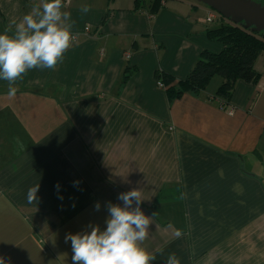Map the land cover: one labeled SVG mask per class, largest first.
<instances>
[{"label": "crops", "instance_id": "obj_1", "mask_svg": "<svg viewBox=\"0 0 264 264\" xmlns=\"http://www.w3.org/2000/svg\"><path fill=\"white\" fill-rule=\"evenodd\" d=\"M40 3L0 0V33ZM65 3L76 38L63 61L30 69L14 97L0 80V257L73 264L65 236L105 230L108 202L123 206L118 195L139 189L152 264L171 253L180 264H264V54L260 80L237 81L229 102L218 75L199 95L170 100L158 72L183 80L202 51L223 49L206 34L213 9Z\"/></svg>", "mask_w": 264, "mask_h": 264}, {"label": "clouds", "instance_id": "obj_2", "mask_svg": "<svg viewBox=\"0 0 264 264\" xmlns=\"http://www.w3.org/2000/svg\"><path fill=\"white\" fill-rule=\"evenodd\" d=\"M65 7V0H42L19 22L13 19L0 33V80L8 82L10 97L16 95V81L30 69L54 70L63 61L64 53L75 39L71 32L74 22L70 12L63 10ZM89 10L88 7L81 9L83 13ZM38 191L39 184L29 188L28 203L37 200ZM118 200L123 206L107 204L109 215L105 230L98 225H89L90 232L65 236L66 243L71 241L73 264H152L156 260L154 253L142 247V242L148 238L152 219L141 210L140 205L145 200L141 190L122 192ZM99 208L97 203L96 209ZM181 234L179 231L175 233L177 237ZM0 264H6L3 257H0ZM164 264H180V260L171 253Z\"/></svg>", "mask_w": 264, "mask_h": 264}, {"label": "trees", "instance_id": "obj_3", "mask_svg": "<svg viewBox=\"0 0 264 264\" xmlns=\"http://www.w3.org/2000/svg\"><path fill=\"white\" fill-rule=\"evenodd\" d=\"M161 0H155V7ZM145 0H136L137 6L143 5ZM220 24L208 28L209 39L223 44L220 52L202 51L194 68L183 79L176 81L175 77L163 72L157 73L167 89L170 100L181 97L186 92L199 95L206 90L215 76H221L224 81L217 90V95L229 102L235 84L239 80L257 83L261 74L255 69V63L264 53V31L247 28L244 23H237L232 19L221 16Z\"/></svg>", "mask_w": 264, "mask_h": 264}, {"label": "water", "instance_id": "obj_4", "mask_svg": "<svg viewBox=\"0 0 264 264\" xmlns=\"http://www.w3.org/2000/svg\"><path fill=\"white\" fill-rule=\"evenodd\" d=\"M227 19L264 31V5L260 0H198Z\"/></svg>", "mask_w": 264, "mask_h": 264}, {"label": "rangeland", "instance_id": "obj_5", "mask_svg": "<svg viewBox=\"0 0 264 264\" xmlns=\"http://www.w3.org/2000/svg\"><path fill=\"white\" fill-rule=\"evenodd\" d=\"M193 1H195L196 3H199L200 1H198V0H193ZM259 1V0H258ZM260 2L264 5V0H260ZM204 4V3H203ZM205 5V4H204ZM205 6H207V5H205ZM208 8H211V7H209V6H207ZM212 9V8H211ZM215 13H216V16H215V20L213 21V23H216V24H220L221 23V21H223L222 20V15H220L219 13H217L216 11H214ZM262 54H264V53H262ZM219 78V77H218Z\"/></svg>", "mask_w": 264, "mask_h": 264}, {"label": "built area", "instance_id": "obj_6", "mask_svg": "<svg viewBox=\"0 0 264 264\" xmlns=\"http://www.w3.org/2000/svg\"><path fill=\"white\" fill-rule=\"evenodd\" d=\"M207 20L210 21V22H212V21L215 20V16H213V15L212 16H209ZM87 30H89V29L87 28ZM74 37L76 38V36H74ZM127 56H128V54H127ZM158 83H159L160 86H163L164 87L161 79L158 80ZM232 112H233V110H230V113H232Z\"/></svg>", "mask_w": 264, "mask_h": 264}]
</instances>
